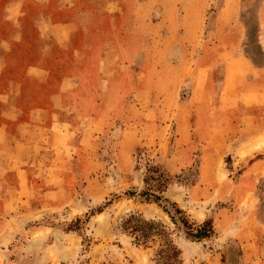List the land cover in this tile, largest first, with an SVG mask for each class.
I'll return each mask as SVG.
<instances>
[{
  "label": "rangeland",
  "instance_id": "obj_1",
  "mask_svg": "<svg viewBox=\"0 0 264 264\" xmlns=\"http://www.w3.org/2000/svg\"><path fill=\"white\" fill-rule=\"evenodd\" d=\"M67 4L78 18L77 36L46 58L38 52L50 44L38 42L29 24L23 39L10 41L0 5V93L49 103L60 88L72 89L62 90L59 111L60 122L72 126L59 144L61 185L51 202L34 197L12 202L7 211L0 199V241L6 244L0 264H160L154 257L159 239L136 246L121 231L131 214L166 229L177 264H264V170L252 182L240 180L249 164L264 160V135L235 155L245 139L239 130L227 132L232 110L191 97L219 88V52L238 51L263 63L264 0ZM39 14L63 16L55 9ZM35 64L47 71L41 79L30 69ZM201 66L208 72L199 77ZM67 103L76 107L72 114ZM253 149L261 153L243 158ZM217 150L225 153L217 158L211 153ZM151 195L161 200L154 203ZM170 204L188 225L209 221L213 234L187 239L179 221L162 210L176 219ZM63 245L68 249L57 255Z\"/></svg>",
  "mask_w": 264,
  "mask_h": 264
},
{
  "label": "crops",
  "instance_id": "obj_2",
  "mask_svg": "<svg viewBox=\"0 0 264 264\" xmlns=\"http://www.w3.org/2000/svg\"><path fill=\"white\" fill-rule=\"evenodd\" d=\"M67 1L73 4L74 0H61L59 3L54 0H0L5 21L12 30L9 34L10 41L23 39L22 31L27 30L29 24L35 28L38 42L50 44L49 47L43 46L40 49L39 56L52 57L54 50L67 49L77 36L79 23L73 6H69ZM53 9L61 10L63 16L54 19L52 15L47 17L39 14ZM261 15L259 25L264 32V13L261 12ZM261 44L260 55L264 58V36ZM217 58L224 62L219 88L216 92L201 88V94H193L191 97L199 105L206 104V100L211 99L213 105H227L229 109L225 112L232 110V113L225 116L227 132L236 136L239 130L245 139L235 146L233 152L237 155L239 150L246 149L251 139L264 135V61L262 64H255L249 56L238 51L231 54L227 51L226 55L219 52ZM30 69L38 79L47 72L38 64ZM206 70L205 66L198 67L195 74L200 77ZM67 88L72 90L68 86L60 88L58 93L49 97V103L40 99L20 101L15 93H0V199L4 203L3 210H12V202L27 203L34 197L51 202L56 196L57 187L61 185L58 178L60 175L56 171L59 144L68 136V128H72L70 122H60L59 119V111L64 104L62 90ZM66 105L72 114L76 109L72 106L74 103ZM211 153L219 158L225 152L217 150ZM256 153L261 152L253 149L243 155V158H249ZM260 159L249 164L240 177L243 183L248 180L252 182V177L260 175L264 170V160ZM35 185L41 187L36 188ZM33 213L29 212L30 215ZM4 215L9 218L17 217L10 213ZM66 236L68 235H63L62 238ZM0 245L6 246L2 241ZM67 249L68 246L65 245L56 246V254L62 250L64 255L63 250ZM68 258L70 256L58 258L55 263ZM43 259L50 260L45 257Z\"/></svg>",
  "mask_w": 264,
  "mask_h": 264
},
{
  "label": "trees",
  "instance_id": "obj_3",
  "mask_svg": "<svg viewBox=\"0 0 264 264\" xmlns=\"http://www.w3.org/2000/svg\"><path fill=\"white\" fill-rule=\"evenodd\" d=\"M150 173L154 174V170H152ZM151 196L154 203H158L161 200V197L158 195ZM170 206L177 215L176 219H174L165 208H162V210L166 212L167 215H169L173 223H175L176 220L179 221L184 229V235L187 239L192 241H200L210 237L213 234V230L209 221H205L201 225L193 227L192 225H188L185 219L181 217L180 210H178L172 204H170ZM120 229L122 232L131 237L133 244L136 246H145V244L149 241H153L155 238L159 239L160 245L154 253V257L157 258L158 263H178V251L173 246L169 238V233L159 222L145 221L140 217L131 214L121 222Z\"/></svg>",
  "mask_w": 264,
  "mask_h": 264
}]
</instances>
